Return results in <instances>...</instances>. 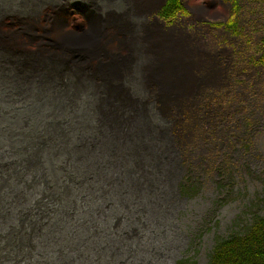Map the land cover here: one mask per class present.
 Masks as SVG:
<instances>
[{
    "label": "rangeland",
    "instance_id": "1",
    "mask_svg": "<svg viewBox=\"0 0 264 264\" xmlns=\"http://www.w3.org/2000/svg\"><path fill=\"white\" fill-rule=\"evenodd\" d=\"M53 1L0 0V32L6 34L2 44L11 42L17 51L24 48L28 56L36 53L37 41L49 47L56 30L54 20L46 19ZM148 4L145 9L153 12L139 10L130 22L132 38H145L158 25L179 28L193 36L190 45L198 48L202 61L205 53L218 69V81L207 90L211 96L205 113L197 118L179 194L168 189L164 196L150 197L145 185L137 189L140 184L134 183L132 194L124 191L128 179L114 165L106 166L114 153L105 150L109 144L98 141L101 131H114L103 130L97 119L100 87L92 83L84 88L78 81L68 86L64 79L51 80L44 73L48 81L41 82L36 70L18 65L19 71L13 68L10 74L0 64V165H33L26 172L0 175L20 189L32 186L27 200L20 197L10 205L29 213L35 225L63 227L57 232L63 238L58 244L37 241L17 255L3 245L0 264H209L218 241L243 233L256 216H264V0ZM193 6L205 9L194 14ZM8 50H0V57L16 60ZM147 63L143 58L139 65ZM158 106L164 114L156 110L158 116L171 118L173 105ZM51 193L58 195L53 198ZM74 210L80 215L65 214ZM87 221L96 228H73ZM22 223L12 219L8 225Z\"/></svg>",
    "mask_w": 264,
    "mask_h": 264
},
{
    "label": "flooded vegetation",
    "instance_id": "2",
    "mask_svg": "<svg viewBox=\"0 0 264 264\" xmlns=\"http://www.w3.org/2000/svg\"><path fill=\"white\" fill-rule=\"evenodd\" d=\"M53 2L54 6L51 11H59V14H63L65 11L67 14L68 12H76L84 16L85 19L96 22V24L103 21L107 16L115 17L125 14L128 12L129 6L131 7L133 4L131 0H80L77 3H72L71 0H54ZM68 8L71 9L68 10ZM64 16L68 17L65 14ZM60 18H56L55 22H61ZM53 19L55 18L53 17ZM3 49V46L0 47V50ZM8 51V55L17 56L19 60L17 58L16 60L5 58L4 54L1 55L0 64L6 65L10 74L14 72L13 68L18 70L17 66L21 65L20 67L23 69H33L41 74L36 75L38 81H48L44 76L46 75L51 80L59 79L62 81L64 79L68 86H71L72 82L78 81L84 88L92 85V83L95 87H100L91 80V76L68 71L61 62H55L51 58L39 59L34 55L28 56L27 53L19 55L16 54L17 52L11 54L12 51ZM31 78L29 76L26 81L29 82L30 80L31 82ZM141 78L143 76L137 73L134 76H127L125 79L119 80L122 94L117 97V101L126 103L127 106L118 104V108H115L116 116L111 117V119H104L100 114L97 116L102 128H104L103 130H114L107 135L102 134L101 131L100 140H98L100 143L109 144L105 150L110 149L114 153L112 163L109 162L106 166L114 165L118 174L128 179V183L123 186L127 194H132L130 192L132 191V183L140 184L139 187H135L137 189L145 185L146 195L150 197L164 196L166 195L164 190L168 189L179 194V181L182 175H186V169L189 167L188 153L191 150L189 144L193 140L197 118L203 117V113H205L204 104L207 98L211 96V92H207V90L213 88H199L193 95L180 96L176 99L178 105L180 100V107L170 111L171 118L163 119V117L158 116L156 111L159 110L164 115L158 105L164 106L166 102L170 104L172 99L166 100L165 97L150 96L149 92L145 91L146 88L142 86ZM51 84L56 86L54 83ZM98 91L96 94L99 97V105L96 108L98 113H101L103 93ZM147 91L151 92L150 86ZM213 117L210 119H214ZM97 138L99 139V136ZM99 145L100 147L103 146ZM96 147L100 149L98 145ZM106 173L110 179H113L111 178L113 171L108 169ZM139 201H144V199Z\"/></svg>",
    "mask_w": 264,
    "mask_h": 264
},
{
    "label": "bare ground",
    "instance_id": "3",
    "mask_svg": "<svg viewBox=\"0 0 264 264\" xmlns=\"http://www.w3.org/2000/svg\"><path fill=\"white\" fill-rule=\"evenodd\" d=\"M156 1L134 0L128 12L115 17L107 16L97 23L98 26L96 22L91 24L89 19H85L79 13L67 14L66 11L61 17L62 21L56 23L55 19H58L59 11H50L46 19L51 22L54 20L56 23L53 39L49 41L51 43L48 44L49 47H46L45 42L37 41L34 56L39 59L51 58L55 62H61L68 71L91 76V80L100 86L101 90H99L103 93L101 116L104 119L116 116L115 108H118V104L127 106L126 103L117 101V97L122 94L119 80L139 72L144 77V82L148 87L150 86V96L172 99L170 104L167 102L164 104L173 105L176 109L180 107V100L179 105L176 100L180 96L193 95L199 88H214V83L218 81V69L215 68V59L208 61L205 53L202 61L198 48L190 45V41H194L193 36L179 28L165 29L158 25L153 33L145 35V38L131 37L134 29L130 22L137 17L139 10L147 12L148 15L153 12V8L149 10L145 8L148 3ZM204 9L199 6L192 7L194 14H199ZM64 14L68 17L65 18ZM68 19L72 21L71 27L67 25ZM5 36V32H0V47L3 46L12 52L16 51L19 55L31 54L23 51L26 50L24 48L17 51L11 47V42L2 44L1 41ZM25 42L30 43L31 38L26 36ZM135 43L139 44V47L135 48ZM143 58L148 63L141 67L139 64ZM200 63L201 75L198 67ZM194 71H198V75H195ZM223 72L226 73L225 70ZM222 77L226 76L222 75Z\"/></svg>",
    "mask_w": 264,
    "mask_h": 264
},
{
    "label": "trees",
    "instance_id": "4",
    "mask_svg": "<svg viewBox=\"0 0 264 264\" xmlns=\"http://www.w3.org/2000/svg\"><path fill=\"white\" fill-rule=\"evenodd\" d=\"M172 1L178 3V0ZM260 61L264 62V53ZM31 168H33L32 162H26L24 165H0V175L5 173L8 176H12L19 170L26 172L31 170ZM29 188L31 189L29 190ZM32 194V186L29 184L20 189L17 182L12 183L11 181L8 183L0 178V252L6 247L17 255L18 251L21 253L25 248H31L37 241L46 240V243L41 242V244L49 246L58 244L63 239L57 234L63 228L58 223H56V226L53 225L54 227L52 228H43V223L35 225V221L32 220L33 217L29 213L21 212L15 206L12 208L10 205L12 200L18 201L20 197L27 200ZM57 195L58 193L55 195L51 193L53 198H56ZM103 200L107 201V203H109V200L111 203L113 202L109 198H104ZM65 214L80 215V211L74 210ZM12 219H19L23 223L22 225L10 226L9 228L8 223ZM28 224L30 226H27ZM77 226L73 228H96L94 224L89 225L88 221L83 227L81 225ZM136 227L135 225L134 228ZM11 251L10 256L13 255ZM209 264H264V216H256L243 233L233 234L218 241L213 248Z\"/></svg>",
    "mask_w": 264,
    "mask_h": 264
}]
</instances>
